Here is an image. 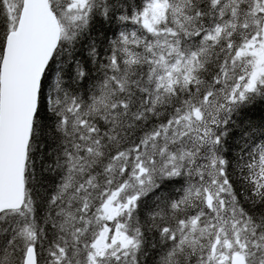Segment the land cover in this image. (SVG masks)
Masks as SVG:
<instances>
[{
	"label": "snow or ice",
	"instance_id": "obj_1",
	"mask_svg": "<svg viewBox=\"0 0 264 264\" xmlns=\"http://www.w3.org/2000/svg\"><path fill=\"white\" fill-rule=\"evenodd\" d=\"M0 264H264V0H0Z\"/></svg>",
	"mask_w": 264,
	"mask_h": 264
}]
</instances>
